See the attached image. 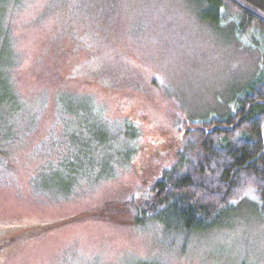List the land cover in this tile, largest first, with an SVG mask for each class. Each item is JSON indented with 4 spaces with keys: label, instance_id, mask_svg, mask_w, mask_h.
Returning a JSON list of instances; mask_svg holds the SVG:
<instances>
[{
    "label": "rangeland",
    "instance_id": "obj_1",
    "mask_svg": "<svg viewBox=\"0 0 264 264\" xmlns=\"http://www.w3.org/2000/svg\"><path fill=\"white\" fill-rule=\"evenodd\" d=\"M210 13L201 0H0V227L28 235L144 195L175 161L181 121L230 109L264 74V41ZM251 193L191 233L82 220L10 243L0 264H264Z\"/></svg>",
    "mask_w": 264,
    "mask_h": 264
},
{
    "label": "trees",
    "instance_id": "obj_2",
    "mask_svg": "<svg viewBox=\"0 0 264 264\" xmlns=\"http://www.w3.org/2000/svg\"><path fill=\"white\" fill-rule=\"evenodd\" d=\"M201 1L211 12L207 20L227 23L238 37L256 31L264 41V0ZM226 109L181 121L175 161L144 195L106 202L56 224L29 226L28 235L17 232L22 228L0 227V251L36 233L91 219L187 234L207 228L249 191L264 213V74L245 83Z\"/></svg>",
    "mask_w": 264,
    "mask_h": 264
}]
</instances>
